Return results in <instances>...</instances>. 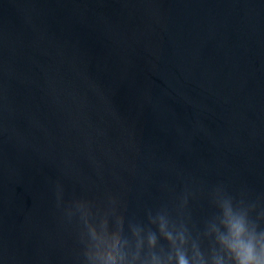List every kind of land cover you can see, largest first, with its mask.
I'll return each mask as SVG.
<instances>
[{
	"label": "water",
	"instance_id": "95a60500",
	"mask_svg": "<svg viewBox=\"0 0 264 264\" xmlns=\"http://www.w3.org/2000/svg\"><path fill=\"white\" fill-rule=\"evenodd\" d=\"M218 193L264 210V0H0L3 264H82L73 200L207 249Z\"/></svg>",
	"mask_w": 264,
	"mask_h": 264
},
{
	"label": "clouds",
	"instance_id": "9594fccd",
	"mask_svg": "<svg viewBox=\"0 0 264 264\" xmlns=\"http://www.w3.org/2000/svg\"><path fill=\"white\" fill-rule=\"evenodd\" d=\"M56 198L59 205V185ZM216 204L219 226L211 224L206 229L207 249L202 248L199 237L193 239L183 224L172 223L165 213L149 217L156 232L129 225V235H125L116 226L111 238L103 224L94 222L89 201L73 200L64 209V216L69 222L78 218L81 225L82 264H264V228L260 227L264 210L252 219L256 205L234 204L222 193H218ZM157 233L167 244V251L158 248Z\"/></svg>",
	"mask_w": 264,
	"mask_h": 264
}]
</instances>
